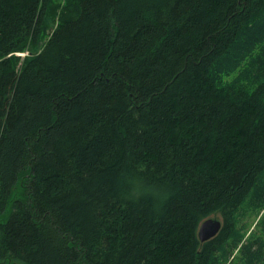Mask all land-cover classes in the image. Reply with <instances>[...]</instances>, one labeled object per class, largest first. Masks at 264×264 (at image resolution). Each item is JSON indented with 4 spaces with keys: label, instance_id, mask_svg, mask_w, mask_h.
<instances>
[{
    "label": "trees",
    "instance_id": "16d2710c",
    "mask_svg": "<svg viewBox=\"0 0 264 264\" xmlns=\"http://www.w3.org/2000/svg\"><path fill=\"white\" fill-rule=\"evenodd\" d=\"M56 1L0 0V264H264V0Z\"/></svg>",
    "mask_w": 264,
    "mask_h": 264
},
{
    "label": "water",
    "instance_id": "95a60500",
    "mask_svg": "<svg viewBox=\"0 0 264 264\" xmlns=\"http://www.w3.org/2000/svg\"><path fill=\"white\" fill-rule=\"evenodd\" d=\"M222 222L215 217H209L201 222L198 227V239L203 242L214 237L221 229Z\"/></svg>",
    "mask_w": 264,
    "mask_h": 264
},
{
    "label": "rangeland",
    "instance_id": "374dc122",
    "mask_svg": "<svg viewBox=\"0 0 264 264\" xmlns=\"http://www.w3.org/2000/svg\"><path fill=\"white\" fill-rule=\"evenodd\" d=\"M56 1V0H55ZM57 2V1H56ZM58 10H56L57 12ZM26 53V51H21V52H18L19 55H24ZM212 217H215V218H218L220 219V216L218 214H213ZM259 219V215L257 216H251L250 218V229L254 226V224L256 223V221Z\"/></svg>",
    "mask_w": 264,
    "mask_h": 264
},
{
    "label": "clouds",
    "instance_id": "9594fccd",
    "mask_svg": "<svg viewBox=\"0 0 264 264\" xmlns=\"http://www.w3.org/2000/svg\"><path fill=\"white\" fill-rule=\"evenodd\" d=\"M133 194H135V193H133Z\"/></svg>",
    "mask_w": 264,
    "mask_h": 264
}]
</instances>
